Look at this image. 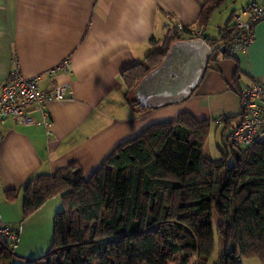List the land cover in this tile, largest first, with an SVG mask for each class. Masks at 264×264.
<instances>
[{"label":"crops","instance_id":"obj_1","mask_svg":"<svg viewBox=\"0 0 264 264\" xmlns=\"http://www.w3.org/2000/svg\"><path fill=\"white\" fill-rule=\"evenodd\" d=\"M205 1L0 0V86L15 60L24 77L40 75L44 89L62 83L71 87L70 97L46 104L49 135L40 123L20 124L13 117L0 122L1 223L17 228L23 187L34 177L70 164L80 165L90 175L121 142L152 123L173 121L188 112L195 119L210 121L222 141L239 113L240 89L254 80L264 85V20L255 25L252 44L229 58L219 57L218 69L206 71L195 91L181 103L131 108L125 104L126 85L120 77L123 69L141 61L176 25L195 29ZM251 1L220 4L211 12L201 37L207 36L208 24L224 6L220 39L232 15ZM63 63L62 69L59 65ZM31 115L40 120L38 109ZM208 139L204 155L219 158L213 157ZM8 190L16 191L13 201L5 200ZM60 207L59 196H55L24 219L38 212L55 213ZM217 242L219 256L224 241L218 238ZM245 260L246 264H262L257 258Z\"/></svg>","mask_w":264,"mask_h":264},{"label":"trees","instance_id":"obj_2","mask_svg":"<svg viewBox=\"0 0 264 264\" xmlns=\"http://www.w3.org/2000/svg\"><path fill=\"white\" fill-rule=\"evenodd\" d=\"M225 1L206 0L197 29L176 25L122 70L127 106L141 110L133 101L139 79L174 41L202 32ZM230 30L228 24L218 40L204 37L213 49L206 71L218 69L219 57L233 55L227 51ZM210 129V121L182 112L121 142L88 176L70 164L31 179L23 187V218L52 197L61 202L53 243L31 264H207L215 233L224 246L213 264H243L246 258L264 264V143L240 151L228 165L226 150L216 159L204 155ZM15 198V190L5 191V200ZM214 213L220 220L215 228ZM13 256L14 247L0 238V264Z\"/></svg>","mask_w":264,"mask_h":264},{"label":"built area","instance_id":"obj_3","mask_svg":"<svg viewBox=\"0 0 264 264\" xmlns=\"http://www.w3.org/2000/svg\"><path fill=\"white\" fill-rule=\"evenodd\" d=\"M262 20L264 0H252L240 13H234L228 53L235 55L251 45L255 38V25ZM192 35L201 37L199 31ZM59 67L63 69L64 63ZM40 79V75L24 77L19 63L14 60L10 73L0 86V122L7 117H13L20 124L40 123L46 133H50L51 124L48 121L46 104L67 99L71 94V87L68 83H62L51 89H44ZM239 95V113L233 126L223 135L225 146L230 151L238 152L264 143V85L254 80L249 86L241 88ZM34 109L40 111L39 121L31 115ZM18 234V229H12L0 221L2 241L14 247Z\"/></svg>","mask_w":264,"mask_h":264},{"label":"water","instance_id":"obj_4","mask_svg":"<svg viewBox=\"0 0 264 264\" xmlns=\"http://www.w3.org/2000/svg\"><path fill=\"white\" fill-rule=\"evenodd\" d=\"M212 51L203 37L174 41L163 59L136 83L133 101L141 109L183 102L204 77Z\"/></svg>","mask_w":264,"mask_h":264},{"label":"rangeland","instance_id":"obj_5","mask_svg":"<svg viewBox=\"0 0 264 264\" xmlns=\"http://www.w3.org/2000/svg\"><path fill=\"white\" fill-rule=\"evenodd\" d=\"M224 6L221 7L220 10L217 12L215 18L208 24L205 34L210 38H215L218 40L219 38V30L222 27V20L224 15ZM214 126L212 125L211 132L208 136V140L211 143L212 149L214 150L215 154L213 157H217L221 155V151H228V165L232 164L234 159L238 158L239 152L238 151H230L222 142L224 140V136L222 135V141L219 138V132L214 134ZM259 145V144H257ZM255 146V145H254ZM252 147V146H251ZM220 148V149H219ZM88 176V175H87ZM47 204L46 207H48ZM1 208V204H0ZM48 209V208H46ZM44 210V208H43ZM54 214H40L38 212L30 218L29 220H25L23 216L16 220V226L20 231V236H18V240L14 245V256L9 264H31V260L33 258L41 257L46 254L53 243L54 238ZM218 216L213 219L214 228L218 224L220 220H218ZM3 224V223H2ZM5 225V224H3ZM30 225V228L28 227ZM21 226V227H20ZM13 227V226H11ZM218 236L215 233L214 242L215 248L213 253L211 254L207 264H212L216 258L218 257L219 252V245H218ZM243 263L246 264V260L243 259Z\"/></svg>","mask_w":264,"mask_h":264}]
</instances>
